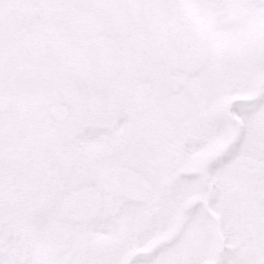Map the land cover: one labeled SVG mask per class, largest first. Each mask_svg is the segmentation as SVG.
Here are the masks:
<instances>
[{
    "label": "rangeland",
    "instance_id": "rangeland-1",
    "mask_svg": "<svg viewBox=\"0 0 264 264\" xmlns=\"http://www.w3.org/2000/svg\"><path fill=\"white\" fill-rule=\"evenodd\" d=\"M252 3L264 10V0ZM69 8L74 26L55 12ZM136 14L121 12L120 0H0V264H264V95L236 103L239 124H224L198 102V113L173 120L162 99L182 71L163 47L147 58ZM263 33L241 35L258 41ZM257 59L264 64L263 53ZM144 78L155 91L142 98L135 85ZM122 83L128 95H120ZM211 142L225 159L201 182L191 172L202 161L184 151ZM119 165L145 174L154 198L116 192L109 173ZM87 184L103 191L101 210L72 222L77 240L49 253L36 228L68 219L65 197Z\"/></svg>",
    "mask_w": 264,
    "mask_h": 264
},
{
    "label": "flooded vegetation",
    "instance_id": "flooded-vegetation-1",
    "mask_svg": "<svg viewBox=\"0 0 264 264\" xmlns=\"http://www.w3.org/2000/svg\"><path fill=\"white\" fill-rule=\"evenodd\" d=\"M135 2L136 0H120V10L127 12V9H132L141 19L142 25H135L138 33L137 42H145L143 47L147 52V58L150 60L156 50L163 47L164 52L168 53L176 63L174 66L182 71V75H179L172 87L173 90L162 99L163 105V100L172 95L189 97L188 112L179 119L172 118L173 120H187L190 112H197L194 106L198 102L201 111L208 107L217 113L216 118L221 119L224 124L230 123L229 121L237 122L234 113L236 103L232 102V99L243 96L249 97L246 101H252L264 95V64L262 59H257L262 53L264 58V33L263 39L258 41L242 39L241 35V33L251 34V30L257 27L264 32V10L261 8L259 10L252 0H214V2L212 0L211 3L210 0H199L200 3L210 6L222 3L223 8L212 6L210 9L197 12L191 9L188 0H137L138 7H135ZM69 9L70 13L63 9L59 10L60 13L55 9V12L68 17V24L74 26V14L72 9ZM132 21L134 24L135 19L132 18ZM238 32H241L240 35ZM93 38L104 40L97 33ZM254 43H258L259 50H254L251 45ZM84 53L87 54V62H91L89 55L91 52ZM252 56L256 61H253ZM171 66L172 64L169 65ZM135 71L146 74L145 69H141L140 65L135 66ZM124 73L125 71L122 74ZM126 79L129 78L124 80ZM175 79L174 73L168 76L170 83ZM99 85L105 88L107 83H99ZM128 90L127 84L122 83L120 95H128ZM99 91H101L100 95L110 101L107 98V90L105 92L100 87ZM154 91V84L145 78L135 85L138 97L151 96ZM96 96L97 94H94L87 100L88 107ZM204 102H211L212 106H206ZM84 109L83 107L80 111ZM83 119L86 120L85 117ZM199 129H194L192 132L196 133ZM41 136L43 134H39L37 138ZM199 140L196 146L200 145ZM193 150L189 144L184 152L187 153V157L202 152L193 153ZM189 203L190 201L187 200L185 204Z\"/></svg>",
    "mask_w": 264,
    "mask_h": 264
},
{
    "label": "water",
    "instance_id": "water-1",
    "mask_svg": "<svg viewBox=\"0 0 264 264\" xmlns=\"http://www.w3.org/2000/svg\"><path fill=\"white\" fill-rule=\"evenodd\" d=\"M164 105L171 115L177 117L185 112L188 101L183 95H174L169 97ZM112 176L114 183L125 196L138 200L152 196V189L144 177L133 171L120 167L113 172ZM83 191L84 194L74 193L75 197L70 198L68 202L67 209L76 219L93 214L100 206V196L93 188H84ZM38 232L40 240L53 253L62 251L73 239V230L63 222H49Z\"/></svg>",
    "mask_w": 264,
    "mask_h": 264
}]
</instances>
